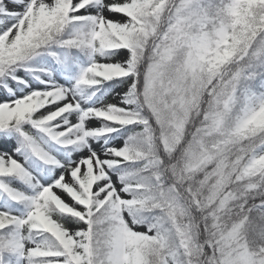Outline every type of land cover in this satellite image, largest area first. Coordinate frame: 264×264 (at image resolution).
I'll return each instance as SVG.
<instances>
[{"label":"snow or ice","instance_id":"1","mask_svg":"<svg viewBox=\"0 0 264 264\" xmlns=\"http://www.w3.org/2000/svg\"><path fill=\"white\" fill-rule=\"evenodd\" d=\"M0 264H264V0H0Z\"/></svg>","mask_w":264,"mask_h":264}]
</instances>
